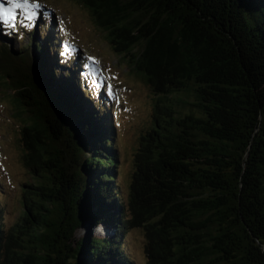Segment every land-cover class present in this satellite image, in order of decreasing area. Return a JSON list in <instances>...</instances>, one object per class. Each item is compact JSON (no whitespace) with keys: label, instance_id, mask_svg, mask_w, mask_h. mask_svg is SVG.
Segmentation results:
<instances>
[{"label":"trees","instance_id":"1","mask_svg":"<svg viewBox=\"0 0 264 264\" xmlns=\"http://www.w3.org/2000/svg\"><path fill=\"white\" fill-rule=\"evenodd\" d=\"M78 1L143 74L157 97L153 123L140 135L124 198L113 95L79 46L62 42L49 8L15 52L5 41L24 36L1 24L0 67L23 116V162L35 182L8 227L0 207V264H71L68 236L83 220V264H135L124 248L134 227L144 230L146 264H264L253 238L264 235V0ZM213 23L230 35L217 36L218 52L197 45L199 24L209 36ZM38 78L77 149L69 166L38 122L34 94L39 104L47 97ZM99 224L103 237L92 232Z\"/></svg>","mask_w":264,"mask_h":264},{"label":"rangeland","instance_id":"2","mask_svg":"<svg viewBox=\"0 0 264 264\" xmlns=\"http://www.w3.org/2000/svg\"><path fill=\"white\" fill-rule=\"evenodd\" d=\"M38 2L54 12L55 25L63 42L79 46L83 56L92 62L91 71L94 79L99 77L102 82L103 75L106 80L103 84L107 85L108 90L113 91L115 101L111 107L117 134L115 148L120 168H118V183L123 197L126 198L134 169V153L140 135L152 126V109L157 97L144 81L143 74L140 71H132L127 58L113 50L105 30L95 23L89 8L78 0H38ZM21 18H23L22 14ZM25 25L27 24L24 22L22 30H14L21 31L24 39L11 40L10 44L6 40L5 48L10 46L15 52L16 48L26 45L28 35ZM4 52V46L0 45V57ZM1 59L3 60L0 58V61ZM0 78V207L3 210L1 221L5 227H8L17 221L21 214L23 189L26 183L33 184L35 181L23 162L24 148L19 139L20 129L25 124L21 119L23 116L21 111L18 112L16 109L11 93L13 90L9 87L10 83L6 80L8 78L1 67ZM177 96L169 93L167 98L174 100ZM184 97L191 99L185 95ZM84 224L87 227L88 223ZM97 228L99 226H95L92 232L95 236L103 237L106 229L100 231ZM145 240L142 227L130 228L124 235V248L135 264H146Z\"/></svg>","mask_w":264,"mask_h":264},{"label":"water","instance_id":"3","mask_svg":"<svg viewBox=\"0 0 264 264\" xmlns=\"http://www.w3.org/2000/svg\"><path fill=\"white\" fill-rule=\"evenodd\" d=\"M199 12L202 13L204 16L211 17L207 13H204L202 11H199ZM181 19H182V21H184V24H183L184 26L192 27V25H191L193 23V17L192 16H191V19L188 16L183 17V18L181 17ZM186 20H191V23H188ZM202 26H203V24H201V26L199 24V39L197 36V45L200 44V42H203L204 47H206L207 49L210 48V49L218 52V49H213V46L215 47V44H214V42L216 41L215 39L216 38L218 39L217 36H219L220 39L222 40L224 35H227L228 37H230V35L222 27H217L215 23H213V28H211V31H209V36L206 34H201V31L204 30V28H202ZM208 38H209V42H208ZM206 39H207V41H206ZM215 43H217V41ZM220 45L221 44H217V46H220ZM219 51H220V49H219ZM38 80H39V82L36 81L37 82L36 84L39 85V88L41 90H43V94L45 93L47 97H46V100H43L39 104L37 101V99H38L37 92H35V94L33 93L34 97H35L36 106L38 107V110L35 109V112L39 116L38 120H40V121H38V120L37 121L44 124V126L47 129L49 136L57 144V146L59 148V151H60L59 153L61 155L60 160L63 162V164L69 166V164L71 162H73L72 156H73V154H75L77 152L76 151L77 149H74L70 139L67 138L66 136H64L60 132L59 123H58V121L55 120V118L53 116V112L51 113L47 110L48 107H50V106H52V108L54 109V106H56V99L54 98V96L52 94L48 93V91L46 89L47 84L42 82L39 78H38ZM30 115H31V113H30ZM31 117L35 118V115L34 114H33V116L31 115ZM85 222H86V220H83L82 223H80V225H78L74 228L72 234H70L68 236L69 238H68L67 243L70 247V252H71V258H70L71 264H83V255H82V251H81V245L84 241V238L89 233L87 227L84 224ZM83 226H85L86 229H84ZM97 229L101 231V230H104L105 228H104V226L99 224V228H97ZM75 234H76V237H75ZM97 237H100V236H97ZM253 238L255 240V244L257 245V247L260 250V254L264 253V235L259 233L257 236H253ZM71 260H73L74 262L72 263Z\"/></svg>","mask_w":264,"mask_h":264},{"label":"snow or ice","instance_id":"4","mask_svg":"<svg viewBox=\"0 0 264 264\" xmlns=\"http://www.w3.org/2000/svg\"><path fill=\"white\" fill-rule=\"evenodd\" d=\"M40 6L38 0H0V22L13 29L17 27L18 22L22 25L24 20L31 23L35 20L36 9ZM21 14L24 19H20Z\"/></svg>","mask_w":264,"mask_h":264},{"label":"bare ground","instance_id":"5","mask_svg":"<svg viewBox=\"0 0 264 264\" xmlns=\"http://www.w3.org/2000/svg\"><path fill=\"white\" fill-rule=\"evenodd\" d=\"M37 14L39 13V12H36ZM63 42V41H62Z\"/></svg>","mask_w":264,"mask_h":264}]
</instances>
